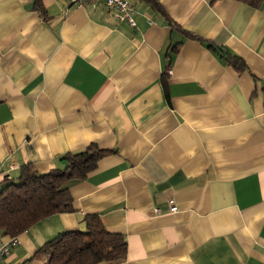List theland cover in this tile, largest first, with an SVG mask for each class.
<instances>
[{
  "label": "crops",
  "instance_id": "obj_1",
  "mask_svg": "<svg viewBox=\"0 0 264 264\" xmlns=\"http://www.w3.org/2000/svg\"><path fill=\"white\" fill-rule=\"evenodd\" d=\"M127 1L136 27L102 1L41 0L43 17L35 0H0V191L26 165L116 151L69 183L74 213L18 236L0 264H43L38 249L87 215L125 237L120 264H264V6Z\"/></svg>",
  "mask_w": 264,
  "mask_h": 264
},
{
  "label": "trees",
  "instance_id": "obj_2",
  "mask_svg": "<svg viewBox=\"0 0 264 264\" xmlns=\"http://www.w3.org/2000/svg\"><path fill=\"white\" fill-rule=\"evenodd\" d=\"M235 1L256 10L264 6V0ZM150 2L158 12L165 15L156 0ZM35 10L45 17L41 0H35ZM182 31L190 39L205 42L209 50L236 72L249 70L242 58L224 47ZM113 153L116 151L104 150L97 144H91L84 151L64 155L61 158L64 164L48 173H39L32 165L22 167L19 177L6 179L0 191L1 236H20L53 215L74 213L69 183L86 179L97 169L100 160ZM84 222L85 231L59 234L41 246L33 259L43 264H120L126 259L127 241L123 235L108 232L97 215L85 216Z\"/></svg>",
  "mask_w": 264,
  "mask_h": 264
},
{
  "label": "built area",
  "instance_id": "obj_3",
  "mask_svg": "<svg viewBox=\"0 0 264 264\" xmlns=\"http://www.w3.org/2000/svg\"><path fill=\"white\" fill-rule=\"evenodd\" d=\"M72 6H83L88 0H67ZM102 1L106 5L110 15L113 19L120 23H127L131 27H136V21L134 18L135 7L132 3L127 0H95ZM7 180H11L10 176L6 177ZM170 212L176 213L178 207L175 199L169 200ZM157 213H161L157 210ZM19 244L18 236L9 237L0 241V261L5 259L11 252V249Z\"/></svg>",
  "mask_w": 264,
  "mask_h": 264
},
{
  "label": "water",
  "instance_id": "obj_4",
  "mask_svg": "<svg viewBox=\"0 0 264 264\" xmlns=\"http://www.w3.org/2000/svg\"><path fill=\"white\" fill-rule=\"evenodd\" d=\"M62 164H64V162H62Z\"/></svg>",
  "mask_w": 264,
  "mask_h": 264
}]
</instances>
